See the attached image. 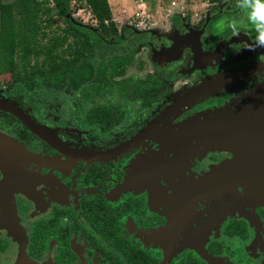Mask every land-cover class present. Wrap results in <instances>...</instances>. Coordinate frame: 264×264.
I'll return each instance as SVG.
<instances>
[{
	"label": "flooded vegetation",
	"instance_id": "1",
	"mask_svg": "<svg viewBox=\"0 0 264 264\" xmlns=\"http://www.w3.org/2000/svg\"><path fill=\"white\" fill-rule=\"evenodd\" d=\"M172 17L162 20L163 28L150 16L141 23L127 20L118 27L119 41L114 34L102 40L126 41L120 31L126 26L143 35L130 59L135 50L143 53L146 45L163 44L180 46L179 62L158 64L142 55L135 64L140 71L127 76L125 65L108 90L92 99L77 97L80 108L68 116L64 113L76 100L60 95L55 119L66 121L63 128L56 121L38 122L27 112L30 103L49 96L26 100L22 109L4 91L0 100L23 111L66 151L0 109V138L10 141L0 160V264H262L264 67L241 71L261 64L264 49L247 50L253 33L246 40L221 31L219 24L209 31L207 14L198 20L177 14L175 24ZM187 75L188 81L181 80ZM208 81V89L129 148L104 154ZM177 84L167 97L166 87ZM112 99L136 107L108 106ZM87 103L97 105L103 116L86 117ZM188 122L189 148L180 152L175 140L180 141V128ZM20 144L26 151L22 158ZM160 188L179 199L178 212L185 211L189 232L211 235L193 245L179 242L180 237L164 239L162 231L175 211L155 203L152 192Z\"/></svg>",
	"mask_w": 264,
	"mask_h": 264
},
{
	"label": "trees",
	"instance_id": "2",
	"mask_svg": "<svg viewBox=\"0 0 264 264\" xmlns=\"http://www.w3.org/2000/svg\"><path fill=\"white\" fill-rule=\"evenodd\" d=\"M85 1L96 21L94 26L69 19V0L0 1V71L11 73L5 95L20 108H25L26 100L41 101L50 92L64 96L69 91L76 105L65 111L68 116L80 108L77 97L92 99L108 90L112 76L122 73L131 52L143 41L142 34L132 33L126 26L120 28L126 41L102 40L114 34L119 41L108 2ZM230 1L236 8V0ZM53 15L65 25L44 34L43 29L54 23ZM172 16L175 24L177 14Z\"/></svg>",
	"mask_w": 264,
	"mask_h": 264
},
{
	"label": "rangeland",
	"instance_id": "3",
	"mask_svg": "<svg viewBox=\"0 0 264 264\" xmlns=\"http://www.w3.org/2000/svg\"><path fill=\"white\" fill-rule=\"evenodd\" d=\"M3 1H10V0H0ZM70 1V14L69 19L75 23L80 24L84 26H94L96 25L95 19L92 17L91 13L89 12V8L87 5V2L85 0H69ZM173 1L174 4L170 5V2ZM111 18L115 24V26L118 28L124 21H127L129 19V15L133 14L134 11H139L137 9L136 5L139 2H144L146 5V12L150 15V21L156 22L154 25L163 28L165 22L162 20L165 17H170L178 12L180 16H193L196 20L203 17L207 14L209 16V20L211 22L210 26L207 27V29L210 30H216L217 25L220 24L221 21H228L233 18H237L241 24H244L245 27L241 30L238 37H243L244 39L248 40L247 35L250 33L255 34L251 30V26L247 25V22L243 15L240 13L238 8H233L230 4V0H107ZM49 4L51 5V1H49ZM215 6L216 10L214 13H210V9ZM168 9V11H166ZM168 12V14H165ZM168 15V16H166ZM54 19V23H51L49 27L43 29L44 34H48L51 32V30L55 29L57 26H63L65 25V22L61 19L56 17L55 15L52 16ZM158 30V29H157ZM156 30V31H157ZM160 30V28H159ZM177 33L173 31V36H175ZM69 41L71 39H68ZM192 41L197 49V40H194L192 38ZM153 45L149 46L146 45V47H143V53L140 51L135 50L132 55H134L130 61L126 64L125 68L127 69L124 74L128 76V74H133L136 71H140V68L137 67V63L139 64L141 61L142 55L146 57V59L151 60L158 64H173L179 62V47L180 46H167V45ZM165 46V47H164ZM250 46V43L249 45ZM198 51V49H197ZM143 60V59H142ZM147 60V61H148ZM136 64V65H135ZM173 76L167 77V79L172 78ZM184 78H181V80L188 81L189 76H183ZM117 77H114L116 79ZM11 80V73L9 72H1L0 71V99L4 98V91H5V85ZM170 82H166L164 84H167ZM190 84V82H188ZM179 84L176 86L170 87V89L164 90L167 94V97L171 93L172 90L177 89ZM180 86H184L180 85ZM183 89V88H182ZM64 94H71L69 91H65ZM5 100V99H4ZM59 100H62L59 93L50 92L49 98L41 103H30L29 109L27 112L35 118L38 122H55L56 125L63 128V126L68 125L66 121H62L57 116H60V110H58L55 107V104L58 103ZM106 103L108 106H113V104H116L118 106H131L130 103L124 104L120 101L107 100ZM51 106V111H49V108ZM136 107V103H132V106L130 107L131 110H133ZM113 110V109H112ZM62 111V110H61ZM23 112V111H22ZM51 112V114H47ZM133 112V111H132ZM83 114L86 117H95V116H103L100 114L99 107L97 105H94L93 103H87L85 109L83 110ZM44 121V122H43ZM83 126V124H81ZM169 126H166L168 128ZM60 128H54L53 132L59 131ZM165 134H160L159 138L161 136H164ZM173 135V134H172ZM170 135L169 137H171ZM96 137V135H94ZM169 141V140H168ZM175 142H178L175 140ZM172 143V141H171ZM168 152V151H166ZM140 186L142 184H139ZM163 189H155L153 190L152 194L156 197L155 203L158 204V206H165L167 205L170 207V210H174L175 212L173 214L170 213L169 216V226L166 227L164 231H162L161 236H163L164 239L167 238H179V242L186 243V245H193L196 243H199L202 238L208 237L211 234L207 233L208 231L201 230V232L197 233H191L186 228V214L185 211L182 210L181 212H178V205L179 202L176 196L172 195V193L168 195H164ZM176 198V199H175ZM188 230V231H187ZM207 260V259H206ZM264 264V260L262 262Z\"/></svg>",
	"mask_w": 264,
	"mask_h": 264
},
{
	"label": "water",
	"instance_id": "4",
	"mask_svg": "<svg viewBox=\"0 0 264 264\" xmlns=\"http://www.w3.org/2000/svg\"><path fill=\"white\" fill-rule=\"evenodd\" d=\"M263 67H264V65L257 64V65L243 69L241 71V73H248L252 70L263 68ZM218 79H221V78H218ZM211 84H212V81H208V82L196 87L195 89L190 90L186 94L182 95L179 99L175 100L173 103H171L170 105L165 107L155 118H153L145 127H143L131 139L125 141L124 143L120 144L119 146H117L115 148H111V149L107 150L104 154L110 156V155H114V154H116V153H118V152H120L126 148H129L137 140L146 136L157 123L162 121L164 118H166L168 115H170L176 109H178L181 105L186 103L191 97H193L194 95H197L198 93H201L202 91H205L206 89H208V87H210ZM0 109L3 111L9 112L10 114H12L16 118H18L31 132H33L34 134L39 136L41 139H43L44 141H46L47 143H49L53 147L58 148L64 152L66 151L64 149L63 145H61L56 140H54L50 135H48L46 133V131H44V129H42L38 124H36L33 120H31L25 113H23L21 110H19L17 107L12 105L11 103H9L7 101L0 100ZM189 138H190V133H189V122H188L185 125H182L180 128V141H178V143L181 144V146H182L180 149V152L188 151L187 148H189L188 147ZM2 142H4V144ZM8 143H10V141H8V140L5 141L2 139V137L0 138V160L1 161L3 158L1 155V151L2 152L4 151L5 153L7 152V150H8L7 144ZM13 148L14 147H11V145H10V158H12ZM20 150H21V154H22L21 158H22L23 154H25L26 151L22 147L21 144H20ZM92 157H95V155H93ZM3 163H4V161H3Z\"/></svg>",
	"mask_w": 264,
	"mask_h": 264
},
{
	"label": "clouds",
	"instance_id": "5",
	"mask_svg": "<svg viewBox=\"0 0 264 264\" xmlns=\"http://www.w3.org/2000/svg\"><path fill=\"white\" fill-rule=\"evenodd\" d=\"M236 7L255 33L247 50L264 49V0H236ZM219 27L221 31H230L233 36H238L245 25L241 24L237 18H233L221 21ZM258 59L261 65H264V56H260Z\"/></svg>",
	"mask_w": 264,
	"mask_h": 264
},
{
	"label": "built area",
	"instance_id": "6",
	"mask_svg": "<svg viewBox=\"0 0 264 264\" xmlns=\"http://www.w3.org/2000/svg\"><path fill=\"white\" fill-rule=\"evenodd\" d=\"M174 2L171 1L170 5H173ZM137 9H139V11H134L133 14H130L128 17L131 22L132 21H138L139 23H141L143 21L144 17H149L150 15L146 12V5L144 2H139L136 5ZM166 11H168V9H166ZM165 14H168V12H166ZM178 14V12L176 13ZM169 15V14H168ZM166 15V16H168Z\"/></svg>",
	"mask_w": 264,
	"mask_h": 264
},
{
	"label": "crops",
	"instance_id": "7",
	"mask_svg": "<svg viewBox=\"0 0 264 264\" xmlns=\"http://www.w3.org/2000/svg\"><path fill=\"white\" fill-rule=\"evenodd\" d=\"M189 130H190V125H189ZM10 159H12V158H10Z\"/></svg>",
	"mask_w": 264,
	"mask_h": 264
}]
</instances>
